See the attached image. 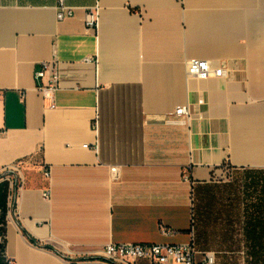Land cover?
Instances as JSON below:
<instances>
[{
  "label": "crops",
  "instance_id": "crops-1",
  "mask_svg": "<svg viewBox=\"0 0 264 264\" xmlns=\"http://www.w3.org/2000/svg\"><path fill=\"white\" fill-rule=\"evenodd\" d=\"M64 5L73 16L58 21L57 0H0V177L13 175L0 179L5 262L102 264L105 246L141 243L249 259L245 221L264 222V0ZM94 7L96 31L85 25ZM192 60L225 75L189 77ZM47 62L58 72L53 109L34 80ZM179 107L186 118L173 116ZM237 170L256 194L236 217L217 212L213 239L197 232L195 196Z\"/></svg>",
  "mask_w": 264,
  "mask_h": 264
},
{
  "label": "built area",
  "instance_id": "built-area-1",
  "mask_svg": "<svg viewBox=\"0 0 264 264\" xmlns=\"http://www.w3.org/2000/svg\"><path fill=\"white\" fill-rule=\"evenodd\" d=\"M74 9L64 5V0H57V20L72 17ZM99 21L98 8L94 7L86 14L85 25L87 28L96 31ZM187 75L199 80H207L210 78H222L225 71L221 66H213L211 63L203 60H192L187 66ZM34 80L37 85L36 90L41 97L45 108H54V95L58 90V72L52 63H42L41 69L35 72ZM46 80V83L44 82ZM173 116L180 119L188 116L184 107L175 109ZM94 131L97 129V118L92 123ZM84 148H88L85 145ZM96 150V143L92 147ZM111 174L113 178L118 177V169L112 168ZM45 177H49L48 171L44 173ZM224 173L215 177H224ZM17 179V177H16ZM18 180V179H17ZM49 194L44 193V197L48 198ZM165 229H163L164 231ZM4 243L3 237L0 235V245ZM102 264H136L138 262H147L148 264H214V254L198 253L192 244L187 245H168V244H109L102 250ZM7 264H13L7 260Z\"/></svg>",
  "mask_w": 264,
  "mask_h": 264
},
{
  "label": "rangeland",
  "instance_id": "rangeland-1",
  "mask_svg": "<svg viewBox=\"0 0 264 264\" xmlns=\"http://www.w3.org/2000/svg\"><path fill=\"white\" fill-rule=\"evenodd\" d=\"M224 174V177L217 178V180L215 179L212 181V184H209L211 187L214 186L215 188H212L211 191L208 190L207 196L200 197V199H197V195L195 196V206L199 203L202 211L200 217L195 216V230L197 232L204 231L208 233V235L212 236V239L215 222L218 219L217 212H227L229 215L231 214L233 217H236L238 212L241 214V211L244 209L241 202L246 201V196H254L256 194L245 184L249 181V177L251 176V174H248V170L229 171ZM9 176L11 177L13 175L3 173L0 179H5ZM233 221L236 220H232V222ZM233 228L235 230L237 229V224L235 225V222ZM210 252H213L215 256V264L253 263L250 259H247L244 252L221 253L215 251L213 245L210 247Z\"/></svg>",
  "mask_w": 264,
  "mask_h": 264
},
{
  "label": "trees",
  "instance_id": "trees-1",
  "mask_svg": "<svg viewBox=\"0 0 264 264\" xmlns=\"http://www.w3.org/2000/svg\"><path fill=\"white\" fill-rule=\"evenodd\" d=\"M6 184H0V224L3 225L6 204H5ZM264 226L263 220L245 221V238L249 242L247 256L253 262L252 264H264ZM2 228L0 229V231ZM25 235V233H23ZM26 236V235H25ZM31 242L34 243L33 240ZM4 243L0 245V264H7L3 256Z\"/></svg>",
  "mask_w": 264,
  "mask_h": 264
}]
</instances>
